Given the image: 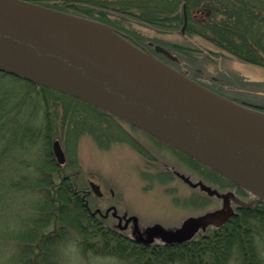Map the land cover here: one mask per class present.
I'll list each match as a JSON object with an SVG mask.
<instances>
[{"label": "trees", "instance_id": "16d2710c", "mask_svg": "<svg viewBox=\"0 0 264 264\" xmlns=\"http://www.w3.org/2000/svg\"><path fill=\"white\" fill-rule=\"evenodd\" d=\"M27 1L122 32L126 31L122 23L128 18L161 32H182L186 12V35L199 36L240 61L264 67V0ZM125 33L137 43L147 41L136 31ZM165 46L189 50L178 44ZM7 77L24 83L26 91L7 88L3 81ZM33 95L45 108L38 127H33ZM52 101L62 104L61 119L70 132L76 126L73 114L81 111L79 106L102 118L111 116L81 100L0 71V264H63L61 249L70 242L76 243L84 258L113 259L119 264H264V201L242 208L223 226L200 233L194 240L155 247L137 243L92 215L87 196L72 177L62 175L63 166L53 158L54 132L59 125L51 111ZM38 140L44 141L47 158L36 165L33 174L28 152ZM13 153L16 155L11 156ZM7 158H12L16 170L2 174L6 172L2 161Z\"/></svg>", "mask_w": 264, "mask_h": 264}, {"label": "water", "instance_id": "95a60500", "mask_svg": "<svg viewBox=\"0 0 264 264\" xmlns=\"http://www.w3.org/2000/svg\"><path fill=\"white\" fill-rule=\"evenodd\" d=\"M186 25L185 12L183 32ZM155 50L173 57L160 45ZM0 71L122 118L255 196L243 202L197 181L224 208L189 217L176 231L154 224L148 238L132 216L127 223L134 221L138 243L156 236L166 244L188 242L200 226L222 225L235 214L230 198L243 208L264 201V112L213 91L109 25L27 0H0ZM52 154L65 162L58 140ZM90 186L102 194L95 182Z\"/></svg>", "mask_w": 264, "mask_h": 264}, {"label": "rangeland", "instance_id": "374dc122", "mask_svg": "<svg viewBox=\"0 0 264 264\" xmlns=\"http://www.w3.org/2000/svg\"><path fill=\"white\" fill-rule=\"evenodd\" d=\"M122 24L126 31L142 34L147 40L144 44L153 42L162 46L178 44L188 47L189 50L185 52L170 49L178 61L168 60L169 63L210 89L264 112V67L240 61L199 36H188L180 31L161 32L131 18ZM3 81L9 89H27L24 83L9 77ZM30 105L34 111L33 127H38L43 123L44 105L34 95ZM51 105L56 125H59L53 140L60 141L66 158L62 175L72 177L78 189L89 192L87 202L91 212L103 215L113 209L116 215L124 219L135 216L143 235L147 237L148 228L154 224L178 230L189 217L223 208L218 198L207 195L200 185L195 184L202 181L214 187H227L228 184L212 171L205 168H197V172L190 171L178 165L173 167L172 163L164 161L165 167L162 161L155 160L165 158L164 148L152 146L139 129L125 121L111 116L102 118L88 108L77 107L81 111L73 114L76 126L70 132L61 119L62 104L52 101ZM46 151L44 141L33 143V149L28 152L33 174L36 165L42 164L47 158ZM15 155L13 153L11 156ZM12 162V158L2 161V168L6 170L2 174L15 172ZM168 166L181 172L186 180L175 176ZM90 181L100 186L103 197L91 191ZM230 190L236 194L231 186ZM104 221L112 228L118 227V220L112 214ZM215 228L216 225L206 228L200 226L198 231L205 233ZM124 233L137 237L132 224ZM155 239L160 243L164 241L160 236ZM61 252L63 264H119L113 259L84 258L75 242L66 244Z\"/></svg>", "mask_w": 264, "mask_h": 264}, {"label": "flooded vegetation", "instance_id": "af4514ba", "mask_svg": "<svg viewBox=\"0 0 264 264\" xmlns=\"http://www.w3.org/2000/svg\"><path fill=\"white\" fill-rule=\"evenodd\" d=\"M138 44L140 46H142L145 50L150 51L152 53H155V55L157 57H159L160 59H162L163 61H165L167 63H169L168 60H172L171 59L172 57L167 56V55H164L161 52H157L155 50V44L153 42H148L147 44H144V43L143 44L142 43H138ZM169 64H171V63H169ZM139 131L143 133V136L145 137L146 141H149L152 146L164 148V150L166 151L165 154H164L165 155V158H163V159L155 158V160L158 161V162H159V160L162 161L165 167H167V165H166V163L164 161L169 162V163H172L173 164V167L176 166V165H178L179 167L180 166L181 167H184L186 169H189L190 171L193 170V171H196L197 172V168H204V167L199 166L196 163V161H194L193 159L189 158L188 156L182 154L181 152H179V151L173 149L172 147L164 144L163 142H161V141H159V140H157V139L149 136L147 133H145V132H143L141 130H139ZM162 148H160V149H162ZM173 160H174V162H172ZM178 166H176V167H178ZM173 167H169L174 172L173 174L175 176H178L179 178H183L184 180H186V176L184 177V175L181 172L177 171ZM226 184H228L227 187H223V186L222 187H219V186L214 187V186H211L209 184H207V185L210 186L213 189H216L217 191H219L221 193L231 192V193L235 194L233 191L230 190V186H231V188H233L234 191L236 192L235 196L238 199H240V200H242L244 202H249V201H251V200L254 199V196H252L251 194H249V193H247L245 191H241L239 188H237V187H235V186H233V185H231V184H229L227 182H226ZM89 186H90V182H89ZM90 188H91V186H90ZM204 192L207 193L206 191H204ZM83 193H84V196L85 197L89 194V192L88 193H85V191H83ZM111 193L113 194L112 191H111ZM207 195H209V194L207 193ZM103 196H104V194L102 192V194L99 197H103ZM212 197H216V196H212ZM218 199L222 202V205H223V199L222 198H218ZM230 204H231V207L233 208V210L236 213L243 208L238 203L234 202L231 198H230ZM89 210H90V208H89ZM90 212H91V210H90ZM97 214L98 215H101V217H102L103 220H106L112 214V216L116 220H118V224H117L118 227L117 228H114V229L116 231L121 232V233H124L125 230H127L131 224L134 227V221L133 220H131L129 223H127L128 218L124 219V218H122V216L115 215L116 213H115V211L113 209L110 210V211L107 210L103 215L96 212L94 214V216H98ZM122 223H124V226H122ZM159 245H161V244L155 240L153 243H151L149 245H145V246H147V247H155V246H159ZM174 245H177V244H174Z\"/></svg>", "mask_w": 264, "mask_h": 264}, {"label": "bare ground", "instance_id": "6f19581e", "mask_svg": "<svg viewBox=\"0 0 264 264\" xmlns=\"http://www.w3.org/2000/svg\"><path fill=\"white\" fill-rule=\"evenodd\" d=\"M109 31V30H108ZM110 32V31H109Z\"/></svg>", "mask_w": 264, "mask_h": 264}]
</instances>
